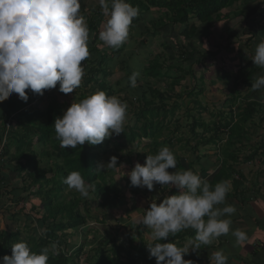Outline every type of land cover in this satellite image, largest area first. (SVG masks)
I'll use <instances>...</instances> for the list:
<instances>
[{"label": "trees", "instance_id": "16d2710c", "mask_svg": "<svg viewBox=\"0 0 264 264\" xmlns=\"http://www.w3.org/2000/svg\"><path fill=\"white\" fill-rule=\"evenodd\" d=\"M127 2L139 8V15L134 18L129 35L134 27H138L140 33L138 36L143 39L141 43L147 38L150 40L161 37L162 50L141 69L143 85L135 89L136 93L132 91L129 100L125 99L128 100L126 102L128 112L132 113V121L131 125L124 126L123 133L113 135L115 142L111 141L110 137L99 145H89L86 142L74 149L60 148V141L52 126L55 118L63 114L61 104L52 98L54 92L57 94L60 92L59 84L56 91L50 93L49 89L44 90L43 95L35 94V100L29 108L16 112L11 117L13 99L10 101L8 98L9 110L0 113V170L5 164L9 165L18 177L17 184L5 187L6 181L0 176V191H4L5 194V200L2 199L0 202H3L2 206L9 204L5 208H10L11 213L15 211V218L18 220L14 223L12 231H0V258L4 255L10 256L11 246L20 241L27 242L32 251L37 253L51 242H58L59 253L56 255L50 253L48 264H78L83 248L87 246L85 239L88 235L84 233L83 242L78 244L76 249L67 244V239L72 235L79 237L90 225L87 220L92 219L91 210H100L106 214L112 209L125 208L126 216L119 220L116 217V221L121 224L124 222L123 219L130 221L128 216L135 208H140V203L144 201L137 223L133 222L126 226L124 243H118L117 232L113 234L111 231L110 234L104 231L101 237H94L89 242L88 246L93 248L89 255L85 252L87 255L85 264H155V258H149L147 245L159 241L145 242L142 237L139 240L130 237L132 230H135L138 236L142 234L151 236V231L143 228L141 223L144 210H147L145 197L148 193L147 191L140 193L136 187L130 185L127 177L124 179L126 192L122 193V189L117 188L119 180L116 178L125 173V170L119 167L120 164L130 170L135 165L130 154L118 156V168L96 171L97 163L104 162L103 157L107 154L110 143L117 145L116 142L119 143L120 138L125 137L126 143L130 145L149 141L143 154L134 155L141 165L144 164L147 155L156 154L161 147L167 146L172 150L174 145H180V149H185L194 156V160L187 161L174 153L177 170L190 169L207 179L213 186L224 180L231 184L226 204L234 203L236 213L240 215L237 218L231 216L230 227L235 230L236 220H241L247 225L248 229L245 231L247 240L241 244L244 248L240 246V251L233 249L234 255L232 252L229 253L235 239L230 231L228 235L214 239L210 245H201L197 252L190 250L184 259H191L196 264H208L210 254L223 249L228 257L227 264L232 262L264 264V213H261L258 206L257 195L253 193L254 191L249 193L245 187V178L241 171L244 163L252 162L257 157L264 159L263 142L254 146L247 156L242 155L245 151L242 140H247L250 131L257 127L256 119L260 122L264 120V89L258 91L251 89V83L255 82L258 76L264 75V68L252 63L253 55L250 53L253 44L264 40V0H127ZM233 8L236 10L231 17L228 13L221 14L222 11ZM152 9L158 13L153 19L150 17ZM97 13L95 22H88L90 56L82 62L85 76L80 87L71 94L73 102L81 101L97 90H103L110 96L124 91L122 89L114 92L107 83L115 60L123 51V45L113 49L99 40V32L103 30L104 25L98 32L97 30L105 14L101 7ZM95 29L96 32H92ZM221 49L226 51L227 55H232L235 49L239 51L234 58L227 59L219 58ZM242 50L247 51L248 55ZM212 61L220 68L219 80L229 81L233 87L227 89L220 108L210 113V119L206 122L201 118V114L206 113L207 108L197 99L205 93L203 77L196 79L192 67ZM227 62L233 64L235 74L228 72L227 67L224 69ZM241 63L245 64L242 66ZM120 65L125 66L126 61L122 60ZM125 72L128 88L131 73L127 66ZM186 76L191 77L192 87L190 90H184L185 96L188 103L195 106L197 112L196 118L189 116L190 124L187 127L189 139L175 136L179 127L177 123L174 125L177 127L172 126L171 120L179 109V104L176 102L169 104L174 88L181 86ZM161 79L167 81L163 92L150 84V81L156 82ZM238 85L247 89L245 95L235 90ZM44 96L47 97L44 99L45 108L42 109L37 106V101ZM174 96L176 100H182L180 94ZM71 103L72 101L69 102ZM171 127L172 130H167ZM4 140L5 143L1 146ZM207 147L214 151L213 165L216 168L213 170L202 164L203 161H208L209 157L199 155V151ZM194 167L198 169L195 170ZM72 171L80 172L86 183L95 186V191H90L88 197H82L63 182ZM164 189L167 192L166 196L177 191L175 188ZM89 198H92V204L90 208H86V200ZM133 200L135 202L132 204ZM128 204H131L130 209H126ZM81 205L86 216L80 213ZM223 206L225 205H220ZM99 221L100 226L103 225L102 218H99ZM42 229L46 231L42 232ZM194 237L195 230L186 229L167 240H162L161 243L173 241L178 246H184L185 242L194 240ZM72 252L74 260L70 258Z\"/></svg>", "mask_w": 264, "mask_h": 264}, {"label": "clouds", "instance_id": "9594fccd", "mask_svg": "<svg viewBox=\"0 0 264 264\" xmlns=\"http://www.w3.org/2000/svg\"><path fill=\"white\" fill-rule=\"evenodd\" d=\"M108 17L99 40L107 47L118 49L129 38V29L139 15V8L127 0H98ZM89 25L81 12L80 0H0V102L13 93L27 102L30 90L43 95L44 90L57 87L64 94L80 87L85 69L82 62L89 58ZM252 63L264 68V40L255 48ZM129 77L130 86H137V76ZM251 89H264V75L251 83ZM128 105L116 95L97 90L87 98L72 102L62 116L55 118L54 127L60 148L74 149L86 142L99 145L124 131ZM118 158L111 156L107 164L97 163L96 171L118 168ZM123 166V165H120ZM119 166V167H120ZM174 169V171H169ZM130 185L153 191L154 184L175 188V194L164 196L159 203L154 197L141 223L151 229L153 241L147 245L149 258L155 264H196L184 259L190 250L197 252L201 245H210L222 235L231 234L236 243L247 240L240 229H231L234 205L226 204L231 184L224 180L214 186L192 170H177V159L169 147H161L154 155H147L141 165L135 163L128 172ZM69 189L88 197L95 186L86 183L78 171L70 172L63 181ZM130 195V194H129ZM220 205H225L220 207ZM186 229L195 230L194 240L184 246L171 241L161 243ZM45 232L46 229H42ZM59 253L58 242H51L32 251L28 243L20 241L11 246V255L0 258V264H48L49 254ZM214 264H227L223 249L212 253Z\"/></svg>", "mask_w": 264, "mask_h": 264}, {"label": "rangeland", "instance_id": "374dc122", "mask_svg": "<svg viewBox=\"0 0 264 264\" xmlns=\"http://www.w3.org/2000/svg\"><path fill=\"white\" fill-rule=\"evenodd\" d=\"M157 16H158V13H156V11L152 10L150 17L153 19V18H156ZM218 28H220V26H218ZM138 30H139L138 27H134V29H132V31L130 32L128 40L125 41L124 44H122L123 45V51H122L121 55L115 60V63H114L115 66L112 70L111 75L107 79L108 85L112 87L114 92H116L117 90H122V89L124 90L120 94H117L116 96H118L122 101H125V102L129 100V97L131 98L132 91L134 90V93H136L135 89L142 86L144 83L143 77L141 74L142 73L141 69L147 65V62L152 57L159 54V52H161V50H162L160 47V44L162 43L161 37H159V38L154 37V38H151L150 40L147 38L144 43H141V41H143V39H142V37L138 36L140 34L138 32ZM255 45H257V44H253V48H256ZM238 51H239V49H235V50H233L232 55L231 54L227 55L228 53L226 51H224L223 49H221V54H220L221 57H219V58H227V59L234 58L236 56V54H238ZM242 51L244 52V54L248 55L247 51H245V50H242ZM254 52L255 51H252L253 54H254ZM122 60L126 61L125 66L120 65V62ZM235 63H237V62H235ZM244 64L245 63H241L242 66ZM232 65H233L232 63L227 62L224 69H226V67H227L226 70L228 72L235 74V70L233 69L234 66H232ZM126 66L128 67V70L131 73V75L133 72L139 73V75L137 76V86L135 88H133L131 86L127 88V83H126V79H125ZM259 68H261V67H259ZM192 69H193L194 77L196 79L203 77V85L205 88V93L203 96H199L197 99L203 107L207 108V112L201 114V118L207 122L210 119L209 114L214 113L217 109L220 108V106H221L220 104L223 102V100L225 99L224 96L227 94V89L228 88L232 89L233 85L229 81L219 80L218 77L220 75V68L216 64H213V61L211 63H205V65H202V66H194V67H192ZM232 76H233V74H232ZM166 82H167L166 79H161L160 81H156V82L150 81V84L153 86V88H156L160 92H163V90L166 87V84H165ZM191 87H192V79H191V77L186 76V78L181 82V86L174 88V94L175 95L180 94L182 96L181 97L182 100H176L175 96L173 94L171 97V100L169 101V104H172L174 102L179 104V109L175 112L174 118L171 120V122H172V126H174L177 123V126L179 127V130L175 136L176 137H182L184 139H189V135H188V131H187V127L190 124L189 116H191L193 118L197 117V112L194 109L195 106L192 103H188V98H187V96H185L184 90L185 89L190 90ZM235 90L240 92L242 95H245L247 93V89L244 87H241L240 85H238L235 88ZM182 93H184V94H182ZM125 99H128V100H125ZM75 102H79V101L76 100ZM128 110H129V107L127 108L126 121H125L124 126L131 125L132 113L128 112ZM263 121L260 122L258 119H256L255 122L257 123V125H255V126H257L258 128L257 127L253 128L250 131V134H249V137H247V140H242V143L245 145L244 146L245 151L242 152V155L247 156L253 146H256L259 142H264V122ZM177 126H174V127H177ZM169 129L172 130L173 127L167 128V130H169ZM122 138L123 137L120 138L119 143L116 139L117 145H115L114 143L113 144L110 143L109 148H108V152L103 157V160H104L103 163L107 164L109 161V158L113 155L114 156L116 155V157L118 158V156H120V155L126 156L127 154H130L131 160L133 161V163H136L137 159H135L134 155L135 154H139V155L143 154L147 150V146L149 145V141H147V140L140 141L139 144L134 143V144L130 145V144L126 143L127 139L125 137H124V139H122ZM111 141L115 142V138L113 136L111 137ZM4 143H5V140L1 144H4ZM190 144L192 145L193 142H191ZM172 150L174 151V153L177 156L182 157L187 161H191V160L193 161L194 160V156H192V154L190 152H187L185 149H180V145H174ZM199 155L209 157L207 159L208 161L202 162L203 165H207L211 170L216 168L213 165L215 163L214 151L210 147L201 149L199 151ZM120 168L125 170V173H123L122 176H119L116 178L119 180L117 188L122 189L121 191H122V193H124V192H126L125 186H124V183H125L124 179L126 177L129 178L127 176V174H128L127 171L129 172L131 170L129 168H126L123 166H120ZM194 168H195V170L198 169L197 167H194ZM248 168H250V166H246V164L244 163V165L241 167V171L243 173H246V171H249ZM158 186H156L154 184L153 191H148L146 187H136L140 193L147 191L148 195H147V197H145V199L147 200V204H145L147 206V209L150 205V202H152V200L154 199V197H158L156 202L159 203L160 200L163 199V197L166 196V194H167L166 190L164 189L165 187L162 188L161 186L160 187H158ZM124 195H126V193ZM91 199L89 198V200H86V202H87L86 208H90V206L92 204ZM134 202L135 201L133 200L132 204ZM143 202L144 201H142L140 203V205H139L140 208H135V210H133L134 212L131 211L133 213H131V215L128 216L130 218L129 219L130 221H125V219H123L124 222L121 224L116 221L117 220L116 217H118V220H119L120 218H123L124 216H126V211H124L125 208L112 209V211L107 212L106 214L101 212L100 210H97V211L91 210L90 216L92 217V219L87 220V222L90 225L80 233L81 235L79 237L72 235L67 239V244H69L72 247H75V249H76V248H78V244L83 242L84 233H87V235H88V236H86V239H85V242H86L85 244L87 246H85L83 248V251H82L83 253L79 257L80 259L78 261V264H85V259L87 256L86 253H88V255H89L91 253L90 251L93 248V246H88L89 242L91 240H93L94 237H101L104 231L106 233H110L111 231H112V233L117 232V235H116L117 241H118V243L123 244L124 240L126 238V233H127V229H126L127 227L126 226H128L130 223H133V222H135L134 224L137 223L136 220L139 219V215L141 214ZM232 204L235 205L234 203H232ZM130 206H131V204H128L126 209H130L131 208ZM80 213L82 215L86 216L85 212L83 211L82 205L80 206ZM99 218H102V221H103V225H101V226H100ZM97 223H99L98 226L96 225ZM143 228L146 229L147 227L143 225ZM148 229L151 231L150 228H148ZM112 233H110V234H112ZM130 237L133 238L134 240H139V238L142 237L145 242H149L150 240H152L151 236H146L145 234L138 236L136 234L135 230L130 231ZM185 244H188V242H185L184 245ZM211 256H212V254H210V257ZM70 258H72V260L75 259L73 252L71 253ZM210 260H211V258H210ZM211 263H213V262L211 261Z\"/></svg>", "mask_w": 264, "mask_h": 264}, {"label": "crops", "instance_id": "0c3cea01", "mask_svg": "<svg viewBox=\"0 0 264 264\" xmlns=\"http://www.w3.org/2000/svg\"><path fill=\"white\" fill-rule=\"evenodd\" d=\"M80 3H81V12L86 17L87 22H92V21L95 22V20L97 19L96 15L98 14L97 13L98 8L100 7L98 0H80ZM109 3L111 4V0H109ZM152 10H154V9H152ZM235 10H236V8H234V10H232V9L224 10L221 12V14L225 15L228 13L229 17H231L232 13ZM107 18L108 17L106 15L103 16L102 23L100 24L97 32L105 24ZM92 32H96V29L92 30ZM251 51H255V48L251 47ZM250 53H251V56L254 55L252 52H250ZM56 88L50 89L51 90L50 93L53 90L56 91ZM26 92L28 93V97H29L27 102L21 101L18 98V94H15V93H13V98L10 99V97H9L10 101H12V99H13V101L11 102L12 106H13V110L11 112H13V113L10 115V117L13 116L16 112H19V111H22V110L29 108L30 105L33 104L32 102H34L33 100H35V94L32 93L30 90H26ZM71 94L70 93L64 94L61 92H59L57 94L56 92H54L52 95V98H54L59 104H61L63 112L67 109V107L70 106L69 102L74 101V100H72L73 97L71 96ZM46 97L44 96L39 101H37V106L44 109L45 108L44 99ZM7 104H8V98L5 101L0 102V113L9 110L7 108ZM65 104H67V105H65ZM35 143L36 142L34 140V145H35ZM252 148H254V146ZM245 164H246V166H250V168H248L249 171H246V173H242L244 178H245V187L248 189L249 193H252L254 191L253 193H255V195H257L258 200H259L258 206L260 208L261 213L263 214L264 213V159L261 157H257V158H255L254 161L249 162V163H245ZM0 176L3 179H5V181H6L5 187L6 186H12L13 184H17V182H18V180H17L18 177L14 173L13 168L9 165L5 164L4 167L1 168ZM1 177H0V179H1ZM4 195H5L4 191H0V201L2 199L5 200ZM2 205H3V202H0V206H2ZM6 205H9V204H6ZM6 205H4L0 208V231H4V230L12 231L15 227L14 223H17L16 221H18L15 218V216H16L15 211H12V213H11L10 208H7V209L5 208ZM5 209H6V211H5ZM233 215H234V217L237 218L240 215V213H235ZM1 221H3V222H1ZM234 228L240 229L243 231H246L248 229L247 225L244 224L241 220L235 221ZM241 244L242 243L237 244L236 239H234L233 244H232L233 248H232V250L229 249V253L231 254V252H232V255H234L233 249L234 250L239 249V251H240V246H242ZM256 244H258V246H261L259 243H256ZM254 246L257 247V245H255V243H254ZM241 248H244V247L242 246ZM218 250H220V249H218ZM224 254L226 255L225 252H224ZM234 257H236V256H234ZM210 258L211 257H208V260H209L208 264H212ZM233 263L234 262H232V264ZM202 264H204V263H202Z\"/></svg>", "mask_w": 264, "mask_h": 264}, {"label": "bare ground", "instance_id": "6f19581e", "mask_svg": "<svg viewBox=\"0 0 264 264\" xmlns=\"http://www.w3.org/2000/svg\"><path fill=\"white\" fill-rule=\"evenodd\" d=\"M3 144H1V146H2Z\"/></svg>", "mask_w": 264, "mask_h": 264}]
</instances>
